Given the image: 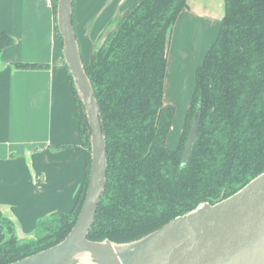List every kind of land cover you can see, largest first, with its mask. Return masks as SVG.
Wrapping results in <instances>:
<instances>
[{
  "label": "trees",
  "instance_id": "trees-1",
  "mask_svg": "<svg viewBox=\"0 0 264 264\" xmlns=\"http://www.w3.org/2000/svg\"><path fill=\"white\" fill-rule=\"evenodd\" d=\"M187 1L136 0L91 50L88 62L82 60L100 111L107 164L90 241L138 240L202 203L231 196L264 172V0H224L218 35L196 69L178 146L166 145L175 114L163 100L168 34ZM72 23L78 40L75 0ZM12 43L10 36L0 35V50ZM66 71L87 151L85 180L72 210L38 221L34 238L18 239L14 223L0 218L7 235L0 244V264L59 243L80 211L89 176V127ZM195 117V139L183 163Z\"/></svg>",
  "mask_w": 264,
  "mask_h": 264
},
{
  "label": "crops",
  "instance_id": "crops-1",
  "mask_svg": "<svg viewBox=\"0 0 264 264\" xmlns=\"http://www.w3.org/2000/svg\"><path fill=\"white\" fill-rule=\"evenodd\" d=\"M90 1L75 0V19L81 24L89 18ZM135 1L120 7L124 11ZM223 6L224 0H188L176 22L185 16L189 22L211 19V15L219 16L217 9L224 14ZM174 25L167 63L174 48ZM187 25L182 26L186 34ZM2 33L13 43L0 50V218L11 220L20 227L23 239H31L37 234L38 221L56 212L69 213L74 207L85 180L87 151L81 144L75 95L52 4L49 0H0ZM201 42L197 46L201 51L195 55L198 66L206 54ZM18 64L43 67L23 69ZM6 238L0 225V244Z\"/></svg>",
  "mask_w": 264,
  "mask_h": 264
},
{
  "label": "water",
  "instance_id": "water-1",
  "mask_svg": "<svg viewBox=\"0 0 264 264\" xmlns=\"http://www.w3.org/2000/svg\"><path fill=\"white\" fill-rule=\"evenodd\" d=\"M72 4L73 0H57L55 21L65 64L89 127L87 187L75 223L62 241L9 264H264V172L231 196L213 205L202 203L138 240L114 243L87 239L104 190L106 143L99 107L74 33ZM196 128L197 117L183 163ZM15 231L18 239H23L20 227L15 226Z\"/></svg>",
  "mask_w": 264,
  "mask_h": 264
},
{
  "label": "rangeland",
  "instance_id": "rangeland-1",
  "mask_svg": "<svg viewBox=\"0 0 264 264\" xmlns=\"http://www.w3.org/2000/svg\"><path fill=\"white\" fill-rule=\"evenodd\" d=\"M127 3L128 0H91L87 6V17L89 16V18L86 23L81 24V21L75 19L76 32L83 43L80 45V54L85 63L88 62L91 50L99 47L103 35L116 25L117 20L124 13L125 10L123 11L121 9L123 7L120 6H125ZM212 11L215 13L213 9ZM217 13H219V16L214 14L215 16H210L211 19L207 18L203 21L193 19L192 22H189L188 16H185L181 21L179 20V24L176 22L174 25V48L171 49V53L169 52L171 57L170 60L168 59L163 88L164 103L173 106L175 109L172 126L166 142L169 149L173 150L178 146L186 112L195 89V73L198 67V58L195 55L201 51L197 47L199 45L198 42L202 39L200 45L206 48L205 52L214 43L223 18V9H217ZM186 24H188V34L184 33L182 28ZM189 34L190 38L186 40L185 37H188ZM170 35L171 31L168 34V42ZM90 36L93 38H90ZM22 238H24L23 235Z\"/></svg>",
  "mask_w": 264,
  "mask_h": 264
},
{
  "label": "built area",
  "instance_id": "built-area-1",
  "mask_svg": "<svg viewBox=\"0 0 264 264\" xmlns=\"http://www.w3.org/2000/svg\"><path fill=\"white\" fill-rule=\"evenodd\" d=\"M49 4H50V5L52 4V0H49Z\"/></svg>",
  "mask_w": 264,
  "mask_h": 264
}]
</instances>
